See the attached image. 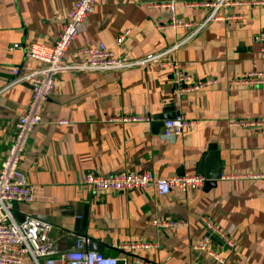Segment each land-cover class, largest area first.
<instances>
[{
    "label": "crops",
    "instance_id": "obj_1",
    "mask_svg": "<svg viewBox=\"0 0 264 264\" xmlns=\"http://www.w3.org/2000/svg\"><path fill=\"white\" fill-rule=\"evenodd\" d=\"M215 1L95 0L66 61L74 60L78 48L98 43L124 60L176 45L170 57L185 73L193 80L213 78L215 83L175 98L170 72L155 68L66 73L53 80L41 122L18 164L37 197L18 204L13 214L51 223L59 250L72 248L73 237L64 233L73 232L77 208L88 206L87 228L81 235L88 240L87 250L91 241L103 247L97 252L103 255L113 251V244L144 243L155 246L117 252L116 257L133 255L155 264H216L191 248L209 236L235 264H264V180L248 177L264 170V134L228 126L231 120L257 119L264 128V85L229 84L253 68L264 71L260 44L254 42L255 34L264 29V6H223L216 12L221 18L208 21L210 11L192 5ZM238 1L251 0H230ZM73 3L0 0V166L8 155L14 125L32 98L29 84L14 83L11 68L25 73L40 66L26 56V48L34 43L52 45ZM172 19L193 26L164 29ZM122 30L128 36L116 48ZM170 115L174 117L161 119ZM176 117L195 120L198 126L174 139L164 138L163 122ZM210 146L222 174L215 186L186 196L175 192L160 196L152 187L95 194L83 182L87 174L204 177L199 168H212L210 160L206 162ZM227 175L236 178H222ZM202 218L229 231L234 248L228 250L211 235Z\"/></svg>",
    "mask_w": 264,
    "mask_h": 264
},
{
    "label": "built area",
    "instance_id": "obj_2",
    "mask_svg": "<svg viewBox=\"0 0 264 264\" xmlns=\"http://www.w3.org/2000/svg\"><path fill=\"white\" fill-rule=\"evenodd\" d=\"M252 4L264 6V0H251L246 2H230V0H216L192 4L202 6L210 11L207 19L217 20L221 17L216 12L223 6L231 4ZM95 0H74L73 6L62 24L57 40L49 46L30 44L26 48V56L40 64L25 73H19L17 68H11V73L16 76L14 83H27L32 89L31 102L25 113L21 114L14 125V136L9 146L7 157L0 166V264H155L138 256L128 255L123 257H110L86 249L87 239L84 236L66 232L64 235L73 237V246L68 250H59L57 240L51 236L53 226L51 223L41 221L34 216H23L19 223L13 214V205L29 204L35 201L37 189L30 186L25 176L19 171L18 164L24 152L26 143L41 122V108L45 103L54 79L66 73L84 72H119L130 68L143 67L155 68L160 71L170 72L173 85L172 96L180 97L184 93L195 92L215 83L213 78L193 80L185 73L180 64L170 57L171 47L157 53L148 54L140 59L124 60L115 56L111 49L102 43L78 48L74 60L66 61L65 56L73 44L78 31L84 25L87 17L93 10ZM172 9L171 4L167 5ZM231 19V17H228ZM238 19L240 16H233ZM191 27L193 24L172 19L164 29ZM201 26H196L200 29ZM128 36L126 30L119 32L115 47L119 48ZM254 42L260 44L259 54L264 66V29L255 34ZM231 85H264V71L252 69L242 76H236L229 82ZM136 121H146V118H131ZM130 119V120H131ZM60 121L58 124H64ZM198 126L195 120H186L176 117L163 122L162 136L174 139L185 130ZM230 127H241L264 134L263 122L257 119L231 120ZM248 177L264 180V170L253 172ZM224 179L236 176H223ZM84 184L95 194L128 193L152 187L160 196L175 192L180 196L192 194L203 188L205 178L200 174L174 175L169 178L155 177L150 173L134 174L124 173L109 177L87 174L83 178ZM204 225L211 231V235L218 236L225 248L233 249L234 241L229 231H224L215 226L207 218H202ZM157 226H169L170 223L156 222ZM153 244L131 243L113 244L111 250L125 252L137 248L147 249ZM216 264H235L224 255V251L215 248L210 237H203L191 246ZM226 249V250H227Z\"/></svg>",
    "mask_w": 264,
    "mask_h": 264
},
{
    "label": "water",
    "instance_id": "obj_3",
    "mask_svg": "<svg viewBox=\"0 0 264 264\" xmlns=\"http://www.w3.org/2000/svg\"><path fill=\"white\" fill-rule=\"evenodd\" d=\"M169 117H174V116H162L161 119H168ZM160 118V117H159ZM158 118V119H159ZM209 150L211 151L210 154L208 155V158H206V162L210 160L212 168L207 171H203V169L200 167L199 171L204 173L205 177V187H213L216 184V181L218 180L219 176L222 174V166L218 164V156L215 153L214 147L210 146ZM18 208V204L13 205V210H16ZM81 210L83 211L81 213ZM77 208V211L75 212V218H74V223L72 226V231L79 234V235H84L86 228H87V221H88V206H84L82 209ZM14 218L17 222H21L23 220V216H19L17 214H14ZM88 249L93 252H101L103 247L100 244H97L95 242H90ZM110 257H116L117 252L116 251H111L109 254Z\"/></svg>",
    "mask_w": 264,
    "mask_h": 264
}]
</instances>
